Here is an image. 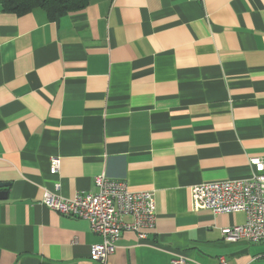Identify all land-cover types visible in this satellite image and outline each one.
Here are the masks:
<instances>
[{
    "label": "crops",
    "instance_id": "1",
    "mask_svg": "<svg viewBox=\"0 0 264 264\" xmlns=\"http://www.w3.org/2000/svg\"><path fill=\"white\" fill-rule=\"evenodd\" d=\"M251 157L264 0H90L53 20L0 6V264H101L88 221L41 202L95 191L99 174L155 198L145 238L123 231L106 264H264V241L222 238L243 212L191 205L192 184L250 177Z\"/></svg>",
    "mask_w": 264,
    "mask_h": 264
},
{
    "label": "built area",
    "instance_id": "2",
    "mask_svg": "<svg viewBox=\"0 0 264 264\" xmlns=\"http://www.w3.org/2000/svg\"><path fill=\"white\" fill-rule=\"evenodd\" d=\"M249 163L250 177L203 181L190 187L194 209L245 214L243 223L221 228L224 241H264V160L251 157ZM50 164L51 170L57 171L59 158L51 157ZM94 185L95 191L76 192L71 197L44 191L41 202L62 215L86 219L91 231L100 236V241L91 245L90 258L106 264L123 231H133L138 239L145 238L156 219L155 198L153 190L131 189L126 181L110 179L105 174L96 175ZM124 215L131 220H125ZM220 261L226 264L223 257ZM169 264L189 263L178 256Z\"/></svg>",
    "mask_w": 264,
    "mask_h": 264
},
{
    "label": "trees",
    "instance_id": "3",
    "mask_svg": "<svg viewBox=\"0 0 264 264\" xmlns=\"http://www.w3.org/2000/svg\"><path fill=\"white\" fill-rule=\"evenodd\" d=\"M90 0H0L2 11L17 15L24 14L34 7H40L50 20L65 14L84 8Z\"/></svg>",
    "mask_w": 264,
    "mask_h": 264
},
{
    "label": "water",
    "instance_id": "4",
    "mask_svg": "<svg viewBox=\"0 0 264 264\" xmlns=\"http://www.w3.org/2000/svg\"><path fill=\"white\" fill-rule=\"evenodd\" d=\"M7 183L0 182V187H4ZM6 196V192L4 190H0V198H4Z\"/></svg>",
    "mask_w": 264,
    "mask_h": 264
}]
</instances>
